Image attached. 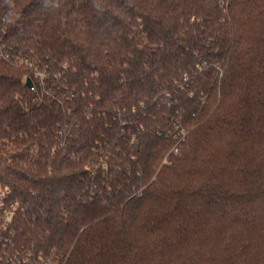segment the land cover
<instances>
[{"label": "trees", "instance_id": "obj_1", "mask_svg": "<svg viewBox=\"0 0 264 264\" xmlns=\"http://www.w3.org/2000/svg\"><path fill=\"white\" fill-rule=\"evenodd\" d=\"M0 264H264V0H0Z\"/></svg>", "mask_w": 264, "mask_h": 264}, {"label": "water", "instance_id": "obj_2", "mask_svg": "<svg viewBox=\"0 0 264 264\" xmlns=\"http://www.w3.org/2000/svg\"><path fill=\"white\" fill-rule=\"evenodd\" d=\"M26 85L28 86V87H31V82H30V80L27 78L26 79Z\"/></svg>", "mask_w": 264, "mask_h": 264}, {"label": "rangeland", "instance_id": "obj_3", "mask_svg": "<svg viewBox=\"0 0 264 264\" xmlns=\"http://www.w3.org/2000/svg\"><path fill=\"white\" fill-rule=\"evenodd\" d=\"M7 215V214H6Z\"/></svg>", "mask_w": 264, "mask_h": 264}]
</instances>
